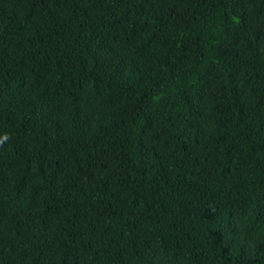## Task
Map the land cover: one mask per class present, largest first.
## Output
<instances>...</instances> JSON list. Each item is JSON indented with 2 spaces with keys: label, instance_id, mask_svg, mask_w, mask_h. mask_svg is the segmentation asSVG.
<instances>
[{
  "label": "trees",
  "instance_id": "1",
  "mask_svg": "<svg viewBox=\"0 0 264 264\" xmlns=\"http://www.w3.org/2000/svg\"><path fill=\"white\" fill-rule=\"evenodd\" d=\"M0 264H264V0H0Z\"/></svg>",
  "mask_w": 264,
  "mask_h": 264
}]
</instances>
